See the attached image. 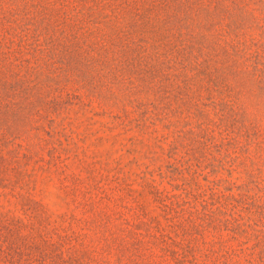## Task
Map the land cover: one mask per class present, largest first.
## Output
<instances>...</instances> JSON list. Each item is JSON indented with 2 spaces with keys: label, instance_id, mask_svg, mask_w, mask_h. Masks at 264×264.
<instances>
[{
  "label": "rangeland",
  "instance_id": "374dc122",
  "mask_svg": "<svg viewBox=\"0 0 264 264\" xmlns=\"http://www.w3.org/2000/svg\"><path fill=\"white\" fill-rule=\"evenodd\" d=\"M0 234L264 264V0H0Z\"/></svg>",
  "mask_w": 264,
  "mask_h": 264
},
{
  "label": "trees",
  "instance_id": "16d2710c",
  "mask_svg": "<svg viewBox=\"0 0 264 264\" xmlns=\"http://www.w3.org/2000/svg\"><path fill=\"white\" fill-rule=\"evenodd\" d=\"M33 203L34 206L31 212L33 215H37L39 220L42 221L40 214L42 211L41 205L35 201ZM4 229L6 230V233L12 231L8 226H5ZM0 236H3L2 241H6L8 237L7 234H0ZM62 238L68 239V235L65 233L63 234ZM57 250H59V244H54V255H50L48 253H39L38 257L35 258L32 256V254L30 255V253H26V258H23L24 254L20 247L18 250L17 248H14L10 245L5 250L0 249V253L3 254L0 258V264H37V261H40L39 264H45L46 260L49 261L47 264H69L71 258H64L62 253L57 252Z\"/></svg>",
  "mask_w": 264,
  "mask_h": 264
}]
</instances>
